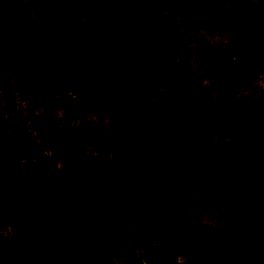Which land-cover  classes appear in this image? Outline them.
<instances>
[{
    "label": "rangeland",
    "instance_id": "1",
    "mask_svg": "<svg viewBox=\"0 0 264 264\" xmlns=\"http://www.w3.org/2000/svg\"><path fill=\"white\" fill-rule=\"evenodd\" d=\"M130 1L0 0V264H264V0Z\"/></svg>",
    "mask_w": 264,
    "mask_h": 264
},
{
    "label": "trees",
    "instance_id": "2",
    "mask_svg": "<svg viewBox=\"0 0 264 264\" xmlns=\"http://www.w3.org/2000/svg\"><path fill=\"white\" fill-rule=\"evenodd\" d=\"M133 4H135L136 0H131L130 1ZM134 7L137 9V15L140 18H150V19H157L159 22L164 20V11H162L161 9H155V10H147L145 7H143L142 5L139 4H135ZM142 48H144L146 50V55H144L143 57L138 58L135 62H134V68L132 70H130L128 76H127V91L130 95V105H132V108L130 107V112L129 115L130 117L128 118L127 124L130 126V129L132 131V134L134 136H136L137 133V129L134 126V121H135V107L139 104V102L142 100V97L145 94V87L143 86L141 80L138 78L139 74H137L140 70V66H141V61H143V59L145 58V56L150 54V49L152 48H159L161 46V42L159 41L157 44L153 43V42H149L147 40H144L142 42ZM131 139V136H130ZM167 140L164 138H160L157 139L155 141V143L157 144L158 147V151L162 150L165 145L167 144ZM132 145L134 148V151L136 150L138 153V146L139 144L137 142H133L132 141ZM136 153V156L134 157V164L136 163L137 166H140V168L143 169V172L141 174V182H142V188L140 190V192L138 193L137 197L135 198V205L132 208V212H135V210H138L140 207V201L142 196L145 194V192L147 191H152L154 188H156L160 182L162 181V177H161V172H162V166L156 163H152L151 160L148 161L147 160H140V156L139 154ZM130 215V216H131ZM131 217H127L125 218H121V215L118 213H115L113 215H110L106 220L105 223H110V222H125L130 220ZM93 225H95V223H93ZM92 226V225H91ZM102 226V225H101ZM80 231H76L73 236H64L61 239V243H62V247L65 251H67V256L66 259H58L57 261L54 262V264H68V262H66V260L71 259L72 255H73V249L74 246L72 247V244L69 245V239L73 238L74 240L76 239H80ZM74 244V243H73ZM64 257V258H65Z\"/></svg>",
    "mask_w": 264,
    "mask_h": 264
}]
</instances>
